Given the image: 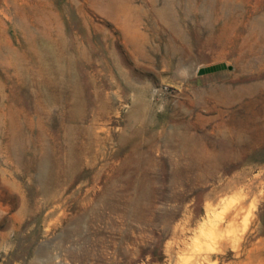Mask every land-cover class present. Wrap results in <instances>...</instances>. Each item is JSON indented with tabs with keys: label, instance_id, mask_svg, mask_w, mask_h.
<instances>
[{
	"label": "rangeland",
	"instance_id": "374dc122",
	"mask_svg": "<svg viewBox=\"0 0 264 264\" xmlns=\"http://www.w3.org/2000/svg\"><path fill=\"white\" fill-rule=\"evenodd\" d=\"M104 6L0 0V264H236L215 239L249 231L264 188L216 224L264 183V140L184 152L264 116V0Z\"/></svg>",
	"mask_w": 264,
	"mask_h": 264
},
{
	"label": "bare ground",
	"instance_id": "6f19581e",
	"mask_svg": "<svg viewBox=\"0 0 264 264\" xmlns=\"http://www.w3.org/2000/svg\"><path fill=\"white\" fill-rule=\"evenodd\" d=\"M104 3H105V6H104V11L106 14H111V13H116L118 12V10H120V7H113L111 8L110 4H112V0H104ZM116 3V2H115ZM119 4V3H118ZM118 4H114V6L118 5ZM103 5V4H102ZM120 5V4H119ZM103 12V11H102ZM263 19V18H262ZM230 22V21H229ZM251 25V24H250ZM230 26V25H229ZM253 26V25H252ZM256 26V25H255ZM251 28V27H250ZM256 28V27H255ZM254 28V30H255ZM225 29V28H224ZM249 31V30H248ZM224 32V31H223ZM255 33V32H254ZM224 34V33H223ZM258 34V32H257ZM221 36V35H220ZM223 36V35H222ZM221 36V37H222ZM245 36V35H244ZM258 36V35H257ZM219 37V36H218ZM252 37V36H251ZM225 38V37H224ZM243 38V37H242ZM245 38V37H244ZM215 40V39H214ZM256 40V39H255ZM205 41V40H204ZM217 41V40H216ZM222 41V40H221ZM247 43V41H246ZM240 44V43H239ZM242 45V44H241ZM240 45V47H241ZM244 45V44H243ZM247 45V44H246ZM252 45V44H251ZM210 46V45H209ZM221 47V46H220ZM239 47V46H238ZM214 48V47H212ZM209 49V48H208ZM220 50V49H219ZM249 50V49H248ZM251 50V49H250ZM45 52V51H44ZM52 52V51H51ZM46 53V52H45ZM47 54V53H46ZM49 54V52H48ZM49 56V55H48ZM52 56V55H50ZM53 57V56H52ZM55 58V57H54ZM238 58V57H236ZM58 59V57H57ZM46 60V58H45ZM50 60V59H49ZM56 60V59H55ZM237 60V59H236ZM57 61V60H56ZM49 62V61H47ZM215 62V61H214ZM45 63V62H44ZM57 63V62H56ZM55 63V65H56ZM235 64V63H234ZM236 65V64H235ZM262 65V64H261ZM46 66V65H45ZM52 66V65H51ZM50 66V67H51ZM49 67V66H48ZM59 67V66H58ZM54 68V67H52ZM262 68V66H261ZM56 69V68H55ZM242 69V68H241ZM248 69V68H247ZM260 69V68H258ZM264 69V68H263ZM246 70V69H245ZM53 71V70H52ZM50 71V72H52ZM55 71V70H54ZM57 71V70H56ZM257 71V70H256ZM253 72V71H251ZM248 74V73H247ZM241 75V74H240ZM239 76V75H238ZM237 77V76H236ZM239 78V77H238ZM261 82V81H260ZM263 83V81H262ZM250 84V83H249ZM254 84V83H253ZM252 84V85H253ZM263 86V84H262ZM238 87V86H236ZM244 87V86H243ZM226 88V86H225ZM230 88V87H229ZM256 88H257V85H256ZM263 88V87H262ZM202 89V88H201ZM240 89V88H238ZM227 90V89H226ZM232 89H230L231 91ZM234 90V89H233ZM249 90V89H248ZM206 91V90H204ZM223 91V90H222ZM255 91V90H254ZM199 92V91H198ZM226 92H229V91H226ZM240 92V91H239ZM250 92V91H249ZM206 93V92H205ZM219 93V92H218ZM223 93V92H222ZM253 93V92H252ZM258 93V92H255V94ZM241 94V93H240ZM200 95V94H199ZM207 95V93L205 94ZM210 95H211V92H210ZM229 95V94H228ZM234 95V94H232ZM73 96V95H72ZM195 96V95H193ZM204 97V96H202ZM222 97V96H221ZM208 98V97H207ZM211 98V97H210ZM226 98V97H225ZM230 98V97H229ZM234 98V97H233ZM233 98H231V101L233 100ZM241 98V97H240ZM198 99V98H197ZM195 100V99H194ZM235 100V99H234ZM233 100V101H234ZM237 100V99H236ZM196 101V100H195ZM211 101V100H210ZM218 102V100H217ZM237 102V101H236ZM240 102V101H239ZM230 103V102H229ZM196 104V103H195ZM225 105V104H224ZM194 106V105H193ZM197 106V105H196ZM216 106V105H215ZM228 106V105H227ZM231 106V105H230ZM238 106V105H237ZM75 107V106H74ZM73 107V108H74ZM221 107V106H220ZM224 107V106H223ZM233 107V106H232ZM72 108V109H73ZM202 108V107H201ZM231 108V107H230ZM229 108V109H230ZM77 109V107H76ZM74 110V113L75 111L77 110ZM199 110V108H198ZM233 110V109H232ZM244 110V109H243ZM181 111V110H180ZM197 111V110H196ZM184 112V111H183ZM233 112V111H232ZM241 113V112H240ZM252 113V112H251ZM77 114V112H76ZM188 114V113H187ZM73 115V113H72ZM185 119V118H184ZM230 119V118H229ZM235 119V118H234ZM188 121V120H187ZM238 121V120H237ZM237 121H236V124L237 125ZM245 121V120H244ZM180 122V121H178ZM183 122V121H182ZM232 122V121H231ZM235 123V122H234ZM185 124V123H183ZM189 124V123H187ZM223 122H222V126H223ZM228 124V123H227ZM179 125V124H178ZM225 125H226V122H225ZM254 125L255 127L252 129L253 132H249L247 131V127L244 126V124L240 123V127H238L237 129H228V130H225L222 132V134H220V137H219V140L217 141V148H218V152H213V151H204V150H199V149H194V150H188L186 149L187 151L184 152L185 155H187L189 158L190 157H197V158H204L207 162L211 163L212 161H219L220 159L224 158V156L226 155V153L224 152L228 146L227 142H226V135L228 136L229 134V137L231 140H233L234 142L236 143H240L241 141L245 142L247 141V143H250L252 142V140H261L263 139L264 140V116L263 117H256L255 120H254ZM221 126V127H222ZM232 126V125H231ZM230 126V127H231ZM188 128V127H186ZM223 128V127H222ZM193 129V128H192ZM219 129V128H218ZM216 129V130H218ZM179 130V129H178ZM189 130V129H188ZM215 130V131H216ZM222 130V129H220ZM215 131H214V135H215ZM217 132V131H216ZM228 133V134H226ZM254 133V134H253ZM218 134V133H217ZM16 136V135H15ZM168 136V135H167ZM201 136V135H200ZM169 137V136H168ZM206 137V136H205ZM13 139H15V137H13ZM170 139V138H169ZM229 139V138H228ZM18 140V139H17ZM16 141V139H15ZM14 141V142H15ZM211 141V140H209ZM232 142V141H230ZM229 142V143H230ZM177 143V142H176ZM180 143V142H179ZM207 143V142H206ZM212 143V142H211ZM233 143V142H232ZM227 144V145H226ZM245 144V143H244ZM243 144V145H244ZM262 144V143H261ZM260 144V145H261ZM210 145V144H209ZM230 145V144H229ZM239 145V144H238ZM250 145V144H249ZM256 145V144H255ZM178 146V145H177ZM185 146V145H183ZM183 146H180V147H183ZM211 146V145H210ZM208 147V146H207ZM229 147V146H228ZM239 147V146H238ZM261 147V146H260ZM187 148V147H186ZM211 148H214V147H211ZM236 148V147H235ZM249 148V147H248ZM193 149V148H192ZM230 149V148H229ZM234 149V148H233ZM247 149V148H246ZM183 150V149H182ZM211 150V149H210ZM228 150V149H227ZM226 150V151H227ZM232 151V150H231ZM238 151V149L236 150ZM228 153V152H227ZM242 153V152H241ZM178 154V153H177ZM233 154V152L231 153ZM237 154V153H236ZM235 154V155H236ZM246 154V153H245ZM234 155V157H235ZM238 155V154H237ZM179 156V155H178ZM241 157V155H239ZM238 156V157H239ZM182 158V157H181ZM253 158V157H252ZM188 160V158H187ZM225 160V159H224ZM223 160V161H224ZM231 160V159H230ZM234 160V159H233ZM238 160V159H235V161ZM249 160V159H248ZM70 161V160H68ZM232 161V160H231ZM239 161V160H238ZM237 161V162H238ZM189 162V161H188ZM225 162V161H224ZM223 162V163H224ZM229 163V162H228ZM231 163V162H230ZM229 163V164H230ZM234 163V162H233ZM236 163V162H235ZM70 164V163H69ZM219 164V163H218ZM188 165V164H187ZM70 166V165H68ZM222 166V165H221ZM249 167V166H248ZM184 168V167H183ZM247 168V167H246ZM197 169V168H196ZM222 169V168H220ZM248 169V168H247ZM250 169V168H249ZM185 170V169H184ZM189 170V169H187ZM263 170V169H262ZM190 171V170H189ZM196 171V170H195ZM245 171V169H244ZM187 172V171H185ZM184 172V173H185ZM198 172V171H197ZM183 173V174H184ZM209 173V172H208ZM194 174H192L193 176ZM200 176V174H199ZM203 176V175H202ZM236 177V176H235ZM132 178V177H131ZM200 178V177H198ZM237 178V177H236ZM174 180H177L178 179H175L173 178ZM190 179V178H189ZM130 180V179H129ZM205 180V179H204ZM197 181V180H196ZM188 183V181H186ZM202 182V181H201ZM242 179L239 175V177L237 178V180L235 181H232V182H228L226 187L227 188H234L236 187L237 185H240L242 183ZM127 183V182H126ZM191 183V182H190ZM196 183V182H195ZM193 183V184H195ZM255 182H252V184H246L244 185L243 187V190L241 191V197H240V200L233 206H229V208L227 210H225L224 214H222V220L223 222H219L217 223L216 227L217 229L220 230V228L223 226V224L227 221H237L239 218H241V215L243 214L245 208H246V202L248 200V198L254 196L257 192V190L261 187V188H264V183L262 182H256V184H254ZM125 184V183H124ZM189 185V184H187ZM192 185V184H191ZM126 186V185H125ZM242 188V187H241ZM226 189V188H225ZM212 194V193H211ZM216 195V194H215ZM207 197V196H206ZM256 197V196H255ZM254 197V198H255ZM252 199V198H251ZM132 201H133V204L135 206H137V210L140 212L141 210V206L144 205V202H145V191L141 190L139 192L136 193V195L133 196L132 198ZM253 201V200H252ZM135 209V208H134ZM137 211V212H138ZM264 211V210H263ZM259 215L256 216L253 220V223L252 225L249 227V231H247L239 240L237 241H233L231 243H229V238L227 237H221V238H217L215 239L216 242L219 244L220 248L218 251H219V258H223L229 254H233V257L234 259L236 260V264H264V247H260L259 246V242L261 243V240H258L257 242H254V240L259 237L261 234H264V212H261V213H258ZM245 223V222H244ZM248 224V223H246ZM246 226V225H245ZM252 226H254V228L251 230ZM246 228V227H245ZM248 228V227H247ZM251 230V231H250ZM229 244H230V247H229ZM229 250L227 251V253L224 254V252L226 250ZM231 249V250H230ZM217 254V253H216Z\"/></svg>",
	"mask_w": 264,
	"mask_h": 264
},
{
	"label": "trees",
	"instance_id": "16d2710c",
	"mask_svg": "<svg viewBox=\"0 0 264 264\" xmlns=\"http://www.w3.org/2000/svg\"><path fill=\"white\" fill-rule=\"evenodd\" d=\"M218 69H219V66H210V67H207L205 69H200L198 71V73H202V74H204V73H212V72H215Z\"/></svg>",
	"mask_w": 264,
	"mask_h": 264
}]
</instances>
